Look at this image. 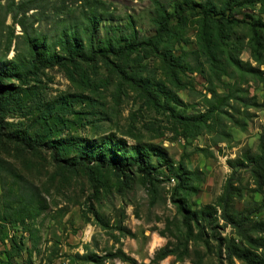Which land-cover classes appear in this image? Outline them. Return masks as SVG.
<instances>
[{
	"label": "rangeland",
	"instance_id": "1",
	"mask_svg": "<svg viewBox=\"0 0 264 264\" xmlns=\"http://www.w3.org/2000/svg\"><path fill=\"white\" fill-rule=\"evenodd\" d=\"M18 1L28 6L27 32L48 41L64 28L78 25L87 8L84 0H0V66L17 54L26 55L22 31L11 23L8 9ZM157 1L171 12L179 0ZM100 2L97 36L104 34L106 26L125 36L131 29L140 38L154 34L152 1ZM234 16L245 22L259 17L264 22V5L255 4ZM183 18L181 26L172 20L170 28L181 36L172 43L171 55L185 66L173 71V83L150 48H141L125 62L110 57L105 62L51 66L21 81L6 82L18 89L2 114L5 128L30 135L36 131L47 138L29 150L0 136V264H95L85 261L83 254L102 256L116 248L136 264H242L222 254L217 258L213 243L206 249L199 240L189 241L180 257L168 255L150 262L153 251L167 241L175 243L181 231L170 201L176 182L172 169L180 164L196 173L198 180L191 181L195 192L182 193L191 208L210 203L231 172L227 160L256 152L258 138L264 135V62L258 64L250 56L247 25L226 26L221 39L240 60L239 67L225 64L209 69L203 55L194 52L201 40L200 15L187 10ZM261 57L264 61V52ZM136 74L163 81L175 97L170 103L174 112L213 111L206 121L209 130L195 136L183 134L168 111L145 102L132 79ZM221 98L224 103L213 110L211 106ZM108 136L122 150L133 145L150 149L151 184H143L136 174L122 182L108 167L95 165L91 181L84 169L68 170L51 158V145L57 146L59 156L69 157L75 154L76 138L97 143ZM236 175L240 191L234 196V209L264 205L249 173L242 169ZM26 202H31L27 211L19 208ZM253 216L263 217L264 207ZM218 224L219 237L237 239L222 220ZM102 264L128 263L111 258Z\"/></svg>",
	"mask_w": 264,
	"mask_h": 264
},
{
	"label": "trees",
	"instance_id": "2",
	"mask_svg": "<svg viewBox=\"0 0 264 264\" xmlns=\"http://www.w3.org/2000/svg\"><path fill=\"white\" fill-rule=\"evenodd\" d=\"M87 4L86 12H82V19L76 26L64 28L52 41H48L40 34L28 33L25 29V6L22 1H18L9 7L11 23L20 27L22 41L26 47V55L16 56L4 60L0 66V136L22 147L34 150L43 144L46 135H40L33 131L28 134L25 130H7L2 114L10 99L17 96V89L12 84L6 82L10 78L23 80L29 73H34L38 69L60 66L67 67L79 62H103L111 58L120 62H125L129 57L134 59L141 48H150L159 58L162 68L169 74V80L174 82L173 71L183 69L185 66L174 59L171 55L172 43L180 39L178 32L170 31L172 20L175 24H183V14L187 10L197 11L200 15L201 40L197 50L204 57V61L209 69L224 68L225 64L239 67L241 63L235 55L230 53V49L223 43L222 35L226 26L232 23H242L247 25L250 31L249 51L250 56L256 63L262 64L264 61L261 53L264 52V22L258 17L251 18L250 22L238 19L235 12L242 9L251 8L255 4L264 5V0H179L168 12L157 0H150L155 5V32L151 36L137 37L133 29L128 35L116 34L110 26L104 28V34L97 36L100 15L97 9L102 3L100 0H84ZM198 1V2H196ZM175 35V36H174ZM10 39V38H9ZM8 39V40H9ZM224 55L221 60L220 53ZM186 65V64H185ZM249 71L258 72L257 68L249 67ZM144 93L145 102L153 108H162L168 111V116L177 124L184 134L198 135L201 130L208 131L209 124L206 123L209 113L206 111L200 115H186L173 110L170 106L174 102L173 93L164 85V82L154 78H141L136 74L132 78ZM225 99H218L211 108L219 109ZM79 139V140H77ZM75 154L69 157L59 156L56 152L57 146L51 145L52 160L68 170L82 168L86 171L91 181H94V168L108 167L114 175L121 181L130 180L136 174L143 184H151L152 163L150 149L145 145L129 146L127 150L119 148V142L108 136L101 138L97 143H84V140L76 138ZM56 144L55 141H50ZM92 163V164H90ZM231 169L229 176L224 181L220 193L210 203L202 204L196 208H191L184 195L194 193L196 188L191 181L198 180L194 171L186 170L182 165H176L172 169V175L176 179L175 187L170 195V201L175 207L179 228L181 231L175 236V243L167 241L164 245L153 251L150 262L156 263L168 255L180 257L187 251V243L191 240H199L206 249H210V242L213 243L215 256L219 258L222 254L226 258H235L242 264H264V216L255 218L254 213L258 212L264 205H252L235 210L234 196L239 189L238 175L236 170H246L255 186V191L264 200V135L258 138L257 150L254 153H243L240 156L227 160ZM237 183V184H234ZM31 202L19 205V208L27 211ZM219 219L232 230L234 237H219ZM120 231L123 229L117 226ZM82 258L87 262L102 264L106 259L116 258L121 262L136 264L135 260L125 254L120 248L109 251L102 256H97L94 252L83 254Z\"/></svg>",
	"mask_w": 264,
	"mask_h": 264
}]
</instances>
